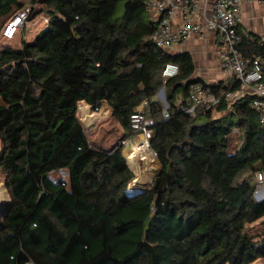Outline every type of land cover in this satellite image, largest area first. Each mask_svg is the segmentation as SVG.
<instances>
[{
  "label": "trees",
  "instance_id": "obj_1",
  "mask_svg": "<svg viewBox=\"0 0 264 264\" xmlns=\"http://www.w3.org/2000/svg\"><path fill=\"white\" fill-rule=\"evenodd\" d=\"M146 1L0 0L1 37L25 9L26 20L47 19L32 40L0 49V177L10 203L0 224V264L264 259V233L248 227L264 224L252 179L264 170V128L252 96L185 114L188 86L181 83L194 75V60L150 40L155 25ZM237 49L244 58L263 55L264 41L242 37ZM169 63L178 74L164 84L163 118L156 93ZM195 83L217 95L230 87ZM144 101L160 172L141 187L135 176L127 180L121 142L134 136L129 116ZM80 103L109 108L123 131L118 143L104 149L87 139ZM232 129L241 141L229 152ZM126 183L151 187L132 194Z\"/></svg>",
  "mask_w": 264,
  "mask_h": 264
},
{
  "label": "built area",
  "instance_id": "obj_2",
  "mask_svg": "<svg viewBox=\"0 0 264 264\" xmlns=\"http://www.w3.org/2000/svg\"><path fill=\"white\" fill-rule=\"evenodd\" d=\"M211 1L209 15L204 22L195 20L200 5ZM245 0H147L145 7L150 13L151 22L155 28L150 35V40L164 50L179 44L190 37H201L206 31L215 32L218 35L221 47L217 50L218 68L224 75L230 76L232 84L221 95L214 94L203 89L200 84L188 86L185 103L182 110L189 116L209 111L215 108L221 101L227 105L241 99L244 95L252 96L250 108L255 110L257 122L264 128V54H253L250 58L241 56L237 49L239 38L237 24L239 22L240 5ZM264 4V0H260ZM29 10L19 12L10 20L3 29L2 36L9 40L14 32L27 19ZM177 12L180 23L176 28L169 24V18ZM178 74V66L173 63L166 64L161 71L162 88L170 78ZM157 100L163 105V118H167V104H164L165 95L156 93ZM166 102V101H165ZM147 102L144 101L129 116V125L132 133L142 135L147 147L150 149L152 140L153 121L143 114ZM130 138L122 141L123 147H127ZM138 141H140L138 139ZM135 142V140H134ZM153 156L155 153L150 149ZM255 183L254 196L258 200L264 199V170H256L253 177ZM262 195V196H261Z\"/></svg>",
  "mask_w": 264,
  "mask_h": 264
},
{
  "label": "crops",
  "instance_id": "obj_3",
  "mask_svg": "<svg viewBox=\"0 0 264 264\" xmlns=\"http://www.w3.org/2000/svg\"><path fill=\"white\" fill-rule=\"evenodd\" d=\"M210 9L211 1L203 2L199 7L195 20L201 23L204 22V19L210 13ZM179 23V14L175 12L173 16L169 18V24L174 29ZM237 35L238 38H256L261 42L264 41V4L260 0H245L241 3L239 22L237 24ZM220 47L218 35L215 32L206 31L203 36H194L185 39L168 49V51L176 54L189 53L195 65L192 78L202 80L205 84L219 85V87L224 89V87L232 84V79L230 76L221 73L218 68L217 50ZM80 108L84 109V107ZM80 116L82 117V111ZM130 139H132V137ZM138 139L141 140L139 136ZM132 143L134 144L135 142L130 141L128 143V145H131V149L133 147ZM129 152L131 151H125V154ZM126 166L128 168V164H126Z\"/></svg>",
  "mask_w": 264,
  "mask_h": 264
},
{
  "label": "rangeland",
  "instance_id": "obj_4",
  "mask_svg": "<svg viewBox=\"0 0 264 264\" xmlns=\"http://www.w3.org/2000/svg\"><path fill=\"white\" fill-rule=\"evenodd\" d=\"M44 16H45L44 14L38 13L36 16L33 17L32 20H26L19 28L16 29L12 38L9 40L1 37L0 35V49L6 46L17 48L23 39L25 41L32 40L44 28L45 24L47 23V19ZM162 87L163 86H161L157 92H159V90ZM80 107H84V109L87 108L86 110L88 112L93 113L95 115L96 120H94L92 124L86 126L84 121H80L81 120L80 118H82L80 116L81 115ZM77 118L79 119V122L82 125V128L87 136V139L90 142L94 143L96 146H99L105 149V148H110L111 146L119 142L120 137L123 132L122 128L120 127L118 121L114 119L112 113L110 112L109 108L106 105L103 104L102 107L98 111H93L91 107L85 105L84 103H80L77 108ZM134 140L135 142H138V135L132 136L131 142H134ZM240 141H241V132L236 129H232L229 134V145H228L229 152L235 150L240 144ZM130 150H131V145H128L127 147L124 146V149L122 152L123 161H125V158H124L125 151H130ZM155 163L157 164V169H159L160 166H159V162L157 161V159L155 160ZM128 171H129L128 174L130 175V177L127 180L129 182L134 177V173H133V170L129 169V166H128ZM64 174H62L63 177L66 176ZM58 176L59 175H57V177ZM150 178H151V175L146 179V181L149 180ZM252 179H253V176H252ZM137 181H138L139 186L141 187H144L146 185V183L144 182L140 183L138 179ZM127 183H126V188L128 187ZM0 184L2 185V187H4V183L1 177H0ZM3 191L5 193V198L7 199V203H9L8 195L6 193L5 187L3 188ZM253 199L257 201L258 197L253 195ZM1 221H2V217H1L0 223ZM248 227H250V232L252 235H259V234L264 233V224L260 223V221H256L253 224L249 225ZM252 264H264V259H259Z\"/></svg>",
  "mask_w": 264,
  "mask_h": 264
},
{
  "label": "bare ground",
  "instance_id": "obj_5",
  "mask_svg": "<svg viewBox=\"0 0 264 264\" xmlns=\"http://www.w3.org/2000/svg\"><path fill=\"white\" fill-rule=\"evenodd\" d=\"M81 111H82L81 121H84L86 126L92 124V122L96 120V117L93 113L88 112L86 109H81ZM130 151L131 152L125 154L124 156L125 161L128 164L129 168L133 170L137 185H139L137 181L138 179L140 183L144 182L146 183L145 186H147L150 179L147 181L146 179L150 175L151 177L154 176L158 170L157 164L155 163L156 159L153 156L150 149L147 147V143L146 141H144V139L135 142ZM3 188L4 187H2V185L0 184V220H1V214L3 208L7 204V199L5 198V193L3 191Z\"/></svg>",
  "mask_w": 264,
  "mask_h": 264
},
{
  "label": "water",
  "instance_id": "obj_6",
  "mask_svg": "<svg viewBox=\"0 0 264 264\" xmlns=\"http://www.w3.org/2000/svg\"><path fill=\"white\" fill-rule=\"evenodd\" d=\"M197 80H198V79H195V78L188 79L187 81L182 82V83H181V86H182V87H186V86H188V85H190V84H192V83H195ZM159 94H160L161 97H163V94H164V88H161V89L159 90ZM164 104L166 105V102H165V101H164ZM0 105H2L1 100H0ZM139 138L142 139L143 136H142V135H139ZM159 172H160V167H159V169L157 170L155 176H156ZM152 182H153V180L151 181V185H152ZM151 185H150V187H151ZM150 187H149L147 190H149ZM126 190H127L129 193H132V194H139V193H144L145 191H147V190H143V189H141V188L138 189V188H129V187H127ZM261 200H263V199L257 200V202H260ZM9 206H10V203H7V204L5 205V207L3 208V211H2V214H1L2 220H3L4 216L6 215V212L8 211ZM1 222H2V221H1ZM0 224H1V223H0Z\"/></svg>",
  "mask_w": 264,
  "mask_h": 264
}]
</instances>
